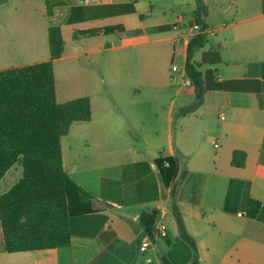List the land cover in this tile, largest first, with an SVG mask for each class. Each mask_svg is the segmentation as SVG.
<instances>
[{
  "label": "crops",
  "instance_id": "obj_1",
  "mask_svg": "<svg viewBox=\"0 0 264 264\" xmlns=\"http://www.w3.org/2000/svg\"><path fill=\"white\" fill-rule=\"evenodd\" d=\"M222 1L204 0L206 29L194 22L195 0H173L172 20L150 0H35L39 21L0 30L1 71L48 61L50 25L61 27L57 101L88 96L92 108L91 120L74 122L61 138L63 165L95 208L73 216L71 243L54 248L8 252L0 220V264H191L195 257L199 264H264V210L251 217L247 209L250 199L264 205L263 0H235V9ZM110 26L121 28L103 31ZM93 29L102 31L82 33ZM199 34L205 42L193 59L205 92L188 110L196 95L185 77L187 48ZM108 50L114 54L106 61ZM177 54L183 64L175 69ZM178 76L167 106L145 111L144 97L156 104ZM166 156L177 157L179 168L168 185L156 162ZM22 174L13 166L0 196ZM158 219L168 237L142 252L141 239Z\"/></svg>",
  "mask_w": 264,
  "mask_h": 264
},
{
  "label": "trees",
  "instance_id": "obj_2",
  "mask_svg": "<svg viewBox=\"0 0 264 264\" xmlns=\"http://www.w3.org/2000/svg\"><path fill=\"white\" fill-rule=\"evenodd\" d=\"M2 2L0 0V6ZM195 2L194 22L206 29L205 2ZM53 6L49 2V14ZM120 28L110 26L103 31ZM100 31L82 33L95 35ZM204 42L205 38L199 34L191 38L187 48L185 77L196 95L188 110L202 103L205 92L202 73L193 59L195 50ZM49 43L48 61L0 71V180L16 164H20L23 171L19 181L0 196V220L8 252L69 245L71 218L95 211L92 195L65 170L61 147V138L69 133L74 122L91 120V99L83 96L63 103L57 101L54 60L65 51V40L57 24L50 25ZM238 153L234 152V163H237ZM156 162L162 181L170 184L179 170L178 158L166 156ZM247 209L251 217H260L264 205L250 199ZM177 222L182 237L191 241L181 216H177ZM163 261L167 263L166 258ZM191 264H199L198 258Z\"/></svg>",
  "mask_w": 264,
  "mask_h": 264
},
{
  "label": "rangeland",
  "instance_id": "obj_3",
  "mask_svg": "<svg viewBox=\"0 0 264 264\" xmlns=\"http://www.w3.org/2000/svg\"><path fill=\"white\" fill-rule=\"evenodd\" d=\"M149 1V0H146ZM153 1L154 4L158 5L159 9L157 10L159 14L164 15V11L167 14V17L169 19H174V15L175 14L170 12V9L167 8L169 6H172L173 9H177L176 8V3L173 2V0H159V2H157V0H150ZM31 2H35V0H3L2 2V6L0 7V30H9L11 28H13V25L16 27H22V26H32L35 24V22L39 21V11L35 10V7L32 5ZM222 5L223 7H226L228 5H231V7H233V9L236 8V4L238 2H236L235 0H224L222 1ZM241 3V2H240ZM259 3V2H258ZM210 7H212V5H210ZM232 13L230 15L227 16L226 19V23H229L233 18H232ZM216 21H220L219 20V13H215V17ZM65 37L67 39L70 38V34L68 32L65 33ZM119 53V52H118ZM104 54V59L110 60L112 59L111 56L114 54L112 52V50H108L107 52L103 53ZM174 67L175 69L179 66H181L183 64V57L179 54L176 55L175 59H174ZM171 66V65H170ZM145 73H147V68H144ZM177 76V75H176ZM176 82V80H175ZM181 82V77L178 76L177 77V82H176V86L173 87V89H166L165 91L161 92V99H159L157 101V103H153L151 101H149V104H147V98L144 97L143 100V108L145 111L151 110V108H154L152 112H155V109L157 111H159V108L161 107H166L168 102H169V98L171 97L174 89H176V87H178L180 85ZM148 90L145 89V93H147ZM184 102L180 99V101H178L177 105H176V113H175V118L180 117L179 116V109L180 106L183 104ZM159 107V108H158ZM156 116L154 114H151L149 118L154 119ZM148 118V117H147ZM174 142L176 144L177 142V136L178 133H180V123L179 121H175V125H174ZM138 133V132H137Z\"/></svg>",
  "mask_w": 264,
  "mask_h": 264
},
{
  "label": "built area",
  "instance_id": "obj_4",
  "mask_svg": "<svg viewBox=\"0 0 264 264\" xmlns=\"http://www.w3.org/2000/svg\"><path fill=\"white\" fill-rule=\"evenodd\" d=\"M177 27V24H175L174 28ZM221 118H224V116H221ZM166 237H168V227L162 219H158L156 223L152 224L149 231L142 237L140 250L144 252L150 245L155 243L156 239Z\"/></svg>",
  "mask_w": 264,
  "mask_h": 264
}]
</instances>
